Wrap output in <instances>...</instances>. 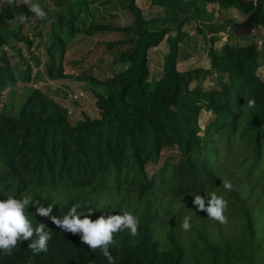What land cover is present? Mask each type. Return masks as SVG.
I'll return each mask as SVG.
<instances>
[{
	"label": "trees",
	"instance_id": "16d2710c",
	"mask_svg": "<svg viewBox=\"0 0 264 264\" xmlns=\"http://www.w3.org/2000/svg\"><path fill=\"white\" fill-rule=\"evenodd\" d=\"M257 1L150 0L164 10V16L148 20L133 0H109L129 15L122 25L111 22L109 26L83 21L99 0H76L63 3L44 21V28L35 25L26 34L19 24L26 8L16 0H0V92L19 79L32 82L35 69L45 67L49 75L61 70L68 40L78 33L91 34L96 27L98 31L111 27L123 34L114 45L116 50H111L117 62L129 65L108 82L107 95L96 94V119L84 116L73 125L69 112L40 89L29 94L18 117L0 113V200L30 193L47 206L55 203L58 194H71L78 200L55 203L52 215L62 217L80 203L83 207L78 211L87 214L91 207L95 220L129 210L123 203L100 205L94 197L104 191H128L139 201L149 199L150 205L138 216L137 236L114 234L110 251L115 264H231L239 254L255 263L263 244L262 239L257 241L264 229V189L253 204L254 191L245 199L242 193L250 192L251 184L264 188V78L259 75V43L253 34L248 44L211 50L210 71L181 72L176 61L177 45L185 36L182 29L196 13L206 14L207 5L214 4L249 17ZM259 1L263 4L257 20L261 30L264 0ZM160 22L171 23L174 29L155 30ZM173 30L177 33L172 34ZM165 40L170 52L165 56L164 74L152 78L150 51ZM11 48L15 53L10 56ZM211 76L216 78L213 86L200 83ZM251 99L256 101L254 107L247 106ZM203 112L213 116L204 130ZM224 180L232 183L230 191L222 188ZM163 192L173 199L199 192L224 196L228 221H215L219 227H229L222 245L211 243L202 228L196 237L201 250L191 252L178 236L169 210L160 206ZM151 202H158L156 208L169 217L163 218L161 226H169L165 220L172 223L163 244L154 233L158 215ZM35 218L52 232L47 252L34 255L28 248L30 238L11 254L0 252V264H108L100 249L91 250L79 234L62 232L48 218Z\"/></svg>",
	"mask_w": 264,
	"mask_h": 264
},
{
	"label": "rangeland",
	"instance_id": "374dc122",
	"mask_svg": "<svg viewBox=\"0 0 264 264\" xmlns=\"http://www.w3.org/2000/svg\"><path fill=\"white\" fill-rule=\"evenodd\" d=\"M76 0H39L41 6L48 12V18L51 14L55 13L63 3H69ZM109 0H99L98 3L91 5V13L84 16V22L88 23L94 21L95 23H102L109 25L111 22H119L121 25L128 13L125 10L115 8ZM135 6L141 10L143 16L148 20L162 19L164 10L152 5L150 0H133ZM20 6L26 8V13L23 19L19 22L24 27L27 34L28 29L32 26L38 25L42 27L44 21L35 17L34 13L30 11L24 0H16ZM249 17L241 14L237 9H222L218 5L209 4L206 7V14L196 13L194 18L185 24L182 31L185 36L177 45V61L176 66L179 71L185 72L191 69L211 70L210 67V51L221 49L226 44L243 43L248 44L247 41L251 38L249 36H234L231 33L233 29L242 26ZM167 27L174 29L171 23L160 22L156 25L155 30ZM96 27L90 33H78L73 38L68 40L65 56L63 59L62 68L54 74L49 75L45 67L35 69L33 72L32 82L28 83L19 79L15 84L6 86L0 92V113L19 116L21 107L23 106L26 98L34 89H40L50 98L57 101L64 109L69 112L71 123L73 125L80 122L84 116L92 119L99 117L98 110L95 106L96 94L107 95L108 91L106 85L108 82L121 72H124L129 67L128 64L117 62V54L111 50L116 48L114 45L123 39V34L120 31H114L111 27L104 31H98ZM217 31V32H214ZM260 31V32H259ZM95 33V34H94ZM176 30L172 34H176ZM254 33V41L259 43L261 50V66L259 75L264 78V28L257 29ZM36 45L38 42H36ZM19 51L26 53L24 48H18ZM42 53V50H40ZM170 52V46L165 40L159 47L150 51V70L152 78H160L163 74V64L165 56ZM11 56L15 53V49H8ZM45 62V61H44ZM200 83L205 87L213 86L216 83L214 76L207 77L200 80ZM213 119L209 112H203L200 117V125L204 130L206 126ZM155 168L152 166L149 172ZM255 184H251L247 188L250 192L243 191L242 198L245 199L251 192L254 191L253 199L250 204H253L260 196L263 187L254 188ZM160 198V206L165 210L168 209L173 222L177 223V233L182 242L188 246L192 252L193 249H200V244L197 242L196 237L199 235V230L205 228L211 243L217 246L222 245V237L227 238L229 227L226 225H219L215 221L208 218L205 211H199L197 206L193 204L194 197H184L180 199H173L167 197L164 192ZM71 199L78 200L75 196L66 193H60L55 198V203L69 202ZM100 205H123L132 213L139 216L150 205L149 199L139 201L134 198L128 191H118L111 193L104 191L99 196L94 197ZM153 203V213H157L158 217L154 220L153 228L156 239L163 244L166 239L168 227L172 223L168 220L165 222L169 226H161L163 218L169 219L166 213L159 211L157 207L158 202ZM185 215L192 216V228L190 231H184L181 228V223ZM262 239L261 249L256 251L255 263L252 260L239 254L236 259L229 260L231 264H264V229L260 231V243ZM257 248L259 245L256 246ZM250 254V249L248 250ZM261 257V258H259ZM228 261V262H229ZM204 264H208L204 262ZM227 264V263H225Z\"/></svg>",
	"mask_w": 264,
	"mask_h": 264
},
{
	"label": "clouds",
	"instance_id": "9594fccd",
	"mask_svg": "<svg viewBox=\"0 0 264 264\" xmlns=\"http://www.w3.org/2000/svg\"><path fill=\"white\" fill-rule=\"evenodd\" d=\"M24 4H27L30 11L40 20L48 18V12L41 6L39 0H24ZM255 103L254 99L248 100L247 106L254 107ZM222 188L230 191L233 185L230 181L224 180ZM192 196L193 204L199 211H205L209 220L227 223L228 217L225 213L228 209V201L224 196L216 192L206 195H201L199 192ZM208 197L210 199H207ZM56 205L53 203L45 206L38 199H34L30 193L20 197L8 195L6 200H0V252L11 254L14 249L30 238L31 243L28 248L34 255L47 252L52 232L46 223L35 218L37 216L50 219L62 232L79 234L84 245L93 251L100 249L103 256L107 258L108 264H115V258L110 251V246L115 243L114 234L127 232L133 237L138 235L140 220L130 211L108 216L101 215L93 220L90 215L93 213L91 207L88 208L87 214H84L78 211L83 206L76 203L62 217H57L52 215ZM30 207H34L35 212H30ZM33 218L37 221L36 223H33ZM181 228L184 231L191 230V215L183 217Z\"/></svg>",
	"mask_w": 264,
	"mask_h": 264
},
{
	"label": "water",
	"instance_id": "95a60500",
	"mask_svg": "<svg viewBox=\"0 0 264 264\" xmlns=\"http://www.w3.org/2000/svg\"><path fill=\"white\" fill-rule=\"evenodd\" d=\"M263 8V4L261 1H257V8L256 10L249 16V18L246 20V22L231 31L233 34H238V35H252L254 34L253 32L258 29V16L260 15L261 11Z\"/></svg>",
	"mask_w": 264,
	"mask_h": 264
},
{
	"label": "crops",
	"instance_id": "0c3cea01",
	"mask_svg": "<svg viewBox=\"0 0 264 264\" xmlns=\"http://www.w3.org/2000/svg\"><path fill=\"white\" fill-rule=\"evenodd\" d=\"M259 258H261V257H259Z\"/></svg>",
	"mask_w": 264,
	"mask_h": 264
}]
</instances>
